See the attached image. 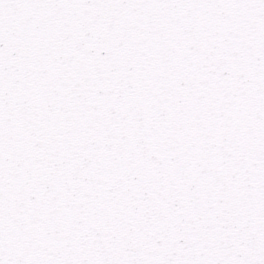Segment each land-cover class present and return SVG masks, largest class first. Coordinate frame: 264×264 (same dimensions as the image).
Segmentation results:
<instances>
[{
    "label": "snow or ice",
    "instance_id": "6c2138e0",
    "mask_svg": "<svg viewBox=\"0 0 264 264\" xmlns=\"http://www.w3.org/2000/svg\"><path fill=\"white\" fill-rule=\"evenodd\" d=\"M0 264H264V0H0Z\"/></svg>",
    "mask_w": 264,
    "mask_h": 264
}]
</instances>
